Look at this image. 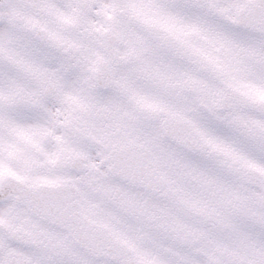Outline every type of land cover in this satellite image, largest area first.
Listing matches in <instances>:
<instances>
[{
  "label": "flooded vegetation",
  "instance_id": "af4514ba",
  "mask_svg": "<svg viewBox=\"0 0 264 264\" xmlns=\"http://www.w3.org/2000/svg\"><path fill=\"white\" fill-rule=\"evenodd\" d=\"M252 2L0 0V264H264ZM129 145L148 152L143 183L114 168ZM79 218L107 240L96 253Z\"/></svg>",
  "mask_w": 264,
  "mask_h": 264
},
{
  "label": "water",
  "instance_id": "95a60500",
  "mask_svg": "<svg viewBox=\"0 0 264 264\" xmlns=\"http://www.w3.org/2000/svg\"><path fill=\"white\" fill-rule=\"evenodd\" d=\"M194 148V147H193ZM137 169H136V167H135V164L133 165V171H136ZM66 198H67V196H66Z\"/></svg>",
  "mask_w": 264,
  "mask_h": 264
},
{
  "label": "rangeland",
  "instance_id": "374dc122",
  "mask_svg": "<svg viewBox=\"0 0 264 264\" xmlns=\"http://www.w3.org/2000/svg\"><path fill=\"white\" fill-rule=\"evenodd\" d=\"M45 260V259H44ZM48 260V259H47Z\"/></svg>",
  "mask_w": 264,
  "mask_h": 264
}]
</instances>
